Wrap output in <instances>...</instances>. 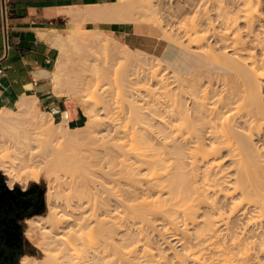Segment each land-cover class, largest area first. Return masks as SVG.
Listing matches in <instances>:
<instances>
[{"label":"bare ground","instance_id":"6f19581e","mask_svg":"<svg viewBox=\"0 0 264 264\" xmlns=\"http://www.w3.org/2000/svg\"><path fill=\"white\" fill-rule=\"evenodd\" d=\"M168 1L173 0L152 2L165 9ZM124 2L118 0L114 5L105 2L88 11L67 10L69 31L57 34L53 41L60 53L50 72L52 90L59 95L69 92L84 102L83 112L87 116L84 126L70 128L64 119L54 121L50 112L38 110L36 97H20L13 109L0 110V170L9 184L17 182L25 186L28 180L37 181L40 177L47 183L46 211L27 219L24 231L40 255H22L19 264H105L103 259L110 256L117 258L113 263L104 260L106 264H257L264 256V99L261 96L264 36L254 30L255 23L263 19L261 12L253 7L257 3L235 0L237 9L232 10L224 0H184L183 5L173 7L169 14L175 19L176 27L168 39L180 55L192 61L180 60L173 68L171 87L170 81L159 75V65L155 66L156 70L149 68L151 77L145 72L148 79L154 78L162 88L158 86L154 91L143 86L150 91L142 92L163 91L161 95L157 93L163 99L159 101L152 93L158 102L155 106L149 102L152 96L145 97L154 107L143 102L152 110L151 116L145 117L136 109L142 104L134 108L136 111L133 109L140 92H135L139 97L127 100L130 102L126 104L132 103L128 107L131 109L126 113L121 111L127 118H133L129 123L136 126H126L127 118L124 125L121 119L125 114L124 117L115 114L122 117H116L119 126L113 125L109 133L116 135L119 127L128 128L126 134H122L123 128L122 135L116 136L128 139L124 141L128 144H122L115 141V135L110 141L106 139L108 132L106 137L102 134L98 139L87 128L93 116L87 102L90 97L96 98L88 95L87 90L92 86L93 92L106 93L99 84L105 80L103 75L98 81L100 73L95 72V62L99 63L100 59L89 44L94 50L98 46L105 53L122 58L126 54H119L116 46L79 42L76 63L72 66L63 51L68 43L78 42L80 33L73 23L75 20L104 21L115 16L121 19L117 5L123 8ZM150 2L147 0L146 5ZM238 20L246 23L244 31L240 30ZM94 30L103 33L96 27ZM209 37L220 52L214 53L213 44L207 42ZM140 64L146 71L144 63ZM134 65L122 73L124 79L133 75L136 78L138 70L128 74ZM116 69L113 72L117 76ZM144 71L139 74L145 80L136 78L140 85L146 81ZM122 76L117 82L119 86L124 80ZM136 86H131L136 88H132L133 92L138 91ZM118 90L130 91L122 87ZM143 97L141 101H146ZM110 100H101L103 103L96 104V108L113 105ZM110 109L102 110L112 113ZM54 124L61 127L60 136L65 142L50 140L59 135ZM86 128L89 134L84 136L92 138L101 155H93L89 145L73 143L76 134ZM38 134L45 140L33 145ZM116 182L124 184L117 191L112 190ZM154 233L169 234L183 252L173 248L168 256L152 241Z\"/></svg>","mask_w":264,"mask_h":264},{"label":"rangeland","instance_id":"374dc122","mask_svg":"<svg viewBox=\"0 0 264 264\" xmlns=\"http://www.w3.org/2000/svg\"><path fill=\"white\" fill-rule=\"evenodd\" d=\"M125 1V0H124ZM134 2V0H126V2H124L125 3V6H123V8H122V5H117V11H118V14H119V16L118 17H120L121 19H119V18H116V16L114 17V19H112L113 17H111V20H113V21H120V22H129L130 23V25H131V27H130V31H129V33L127 34V35H125V36H120V35H114V34H108V33H100L99 34V32H97V31H95L94 30V28L92 29V32H90L91 31V25L90 24H85V22H91V23H93L94 25H95V27H96V24H97V22H99V21H101V20H99V19H97V20H89V19H86V20H75L73 23L76 25V26H78L79 28H78V33H80V34H78V42H76V43H68L67 45H68V47H66L65 49H64V53L66 54V56L68 57V61H69V65H72L73 66V64H75L76 62V60L75 59H77V57H76V54H78V53H76V51L78 52V45L77 44H79V42H85V43H89V42H91V43H99V44H107L108 46H110V47H114V46H116V48H117V50H118V52H119V54H126L125 55V57L124 58H122L120 55H117V54H113V55H111V54H109L108 52H104V50H102V48L101 47H95V50L93 49L94 47H90V44H89V48H90V50L95 54V57H98L97 59L99 60L98 62L99 63H97V61L95 62L96 63V68H95V72L96 71H98V73H100L99 74V77H98V81L100 80V78H101V76H102V80H104V81H99V84L100 85H103V87L106 89L105 90V92L106 93H102L101 94V90H98V91H96V92H93V87L91 86L87 91H88V95H90V96H92V94L93 95H96V96H94V97H96L95 99H92V97H90L91 98V100H89L88 102H87V108H88V111H90V113L93 115L92 116V119L90 118V120L88 121V126H87V128H89L91 131H90V133H93V134H95L97 137H98V139L99 138H101L100 136H103L104 134H105V137H106V132H108V134L110 133V131L112 132L113 131V125H116V126H119V125H117V121H118V116L120 117V115H118V116H114L115 114H123V117H124V114L129 110V109H131V108H128V107H130V105H132V103H130V104H126V102H130L131 100H134V98L132 99V97H139L138 95H140L141 94V96L139 97V98H136V99H138V100H135L134 101V103L136 102L137 103V105H135V107H133V109L134 108H136V106H138L139 104L141 105H143L142 107H140V108H136L137 109V112H141V113H139V114H141L140 116H144L145 117V115L146 114H149V116H151V114H152V110L151 109H148V106H145V105H147L146 103H148L149 105L151 104V103H149L150 101L155 105L156 103L158 104V102H156V100L157 99H159V101H161V99L160 98H162V96H160V97H158V95H157V93H159V95H161V92H163V91H161V92H158V91H156L157 93L155 94V93H153V92H151V93H148V92H142V90H144V91H150V90H145V89H143L142 87L144 86V87H146V89H148L149 87V89H153L154 88V91L157 89L156 87H158V86H160V85H158L157 84V82L155 81V80H153L154 78H152V79H148V78H150L151 76H150V74L147 72L148 70H149V68L150 67H152L153 68V70H156V68H155V66H157V65H159L158 66V68H159V70H157L158 71V73H160L159 75H164L163 77L164 78H166V80L169 82V84L171 83V81H172V78H173V73H172V70H173V68L177 65V64H180V60H185V61H187V62H189L191 59H190V57H188V56H185L184 54H179L177 51H176V48H174L173 47V41L172 40H169L168 38H170V37H172V35L174 34V32H175V19L169 14L170 12H172V11H174V8L173 7H176V5H178V4H180L181 3V5H183V1L184 0H173V1H168L167 2V4H166V7H165V9H163V8H160V7H158L157 5H156V3L154 4L153 2H155V0H151V2H150V4L149 5H146L147 4V0H135V3L136 4H134L133 5V2ZM153 1V2H152ZM227 4H228V6H229V8L230 9H232V10H234V9H237V7H235L236 5H238V3H236V5H234L235 4V0H224ZM257 1V2H256ZM253 0V2L254 3H257V4H259V8L257 7V4L255 5L254 3V5L255 6H253V7H256V9L257 10H259L260 12H261V14L259 13V11H258V13L261 15V17L263 18L262 19V22L260 21V22H256L255 23V25H254V30H255V32L256 33H258L260 36H264V0ZM107 2H111L109 5H114V4H116V3H118V0H108ZM129 4H128V3ZM174 2V3H173ZM138 5V6H137ZM234 5V6H233ZM136 8H135V7ZM157 6V7H156ZM99 7V6H98ZM168 7V8H167ZM171 7V8H170ZM252 7V8H253ZM122 8V11H124L123 12V14H122V16H121V14H120V9ZM160 8V9H159ZM93 9H96V6L95 7H87V8H80V9H78V10H81V11H88V10H93ZM139 9V10H138ZM187 9V7H185L184 8V10H186ZM253 9H255V8H253ZM255 9V11L257 12V10ZM133 10L134 11H136V12H138V13H141V16H139L137 13L135 14V12H133ZM142 10H144L143 11V13H142ZM154 11V12H153ZM157 13H156V12ZM168 13H167V12ZM166 12V13H165ZM137 15V16H136ZM125 17V18H124ZM142 17V18H141ZM117 19V20H116ZM105 20V19H104ZM110 20V19H109ZM239 21V20H238ZM70 21H68V23H69ZM217 25V24H216ZM238 25H239V27L240 28H242V29H240L241 31H244L246 28H245V26H246V23H244L242 20H240L239 21V23H238ZM172 26V27H171ZM245 28V29H244ZM244 29V30H243ZM68 31H69V27H68V24H67V28L66 29H64L63 31H62V33L63 34H66V33H68ZM210 37L209 38H207V42H211L212 43V41H214L212 38L210 39ZM84 43V44H85ZM81 44V43H80ZM213 44V43H212ZM215 44V43H214ZM214 44H213V46H214ZM66 45V46H67ZM71 45V46H70ZM122 45V46H121ZM91 46H93V45H91ZM72 47V48H71ZM215 47H217V45H215L214 46V48ZM68 48V49H67ZM126 48H128V51H127V49ZM122 49V50H121ZM58 53H60V49H59V47H58ZM127 51V52H126ZM143 52V53H142ZM216 52L218 53V52H220V49H218V48H215V51H214V53L216 54ZM73 53V54H72ZM137 53V54H136ZM147 53V54H146ZM149 53V54H148ZM107 54H109V55H107ZM136 54V55H135ZM141 54V55H140ZM146 54V55H145ZM130 55H132V57H130ZM100 56V57H99ZM109 56H111V57H109ZM119 56V58H121V59H119V58H117ZM126 56H128V57H126ZM133 56H135V58H136V60L134 61V58H133ZM137 56V57H136ZM138 56H139V58H138ZM155 56V57H154ZM74 57H76V58H74ZM106 57H108V58H106ZM113 57V58H112ZM130 57V58H129ZM150 57H153V59L152 58H150ZM109 58H110V60H109ZM126 58V59H125ZM133 58V59H132ZM142 58V61H140V59ZM157 60H159V63H157L156 62V59ZM102 59V60H101ZM107 59V60H106ZM137 59H139V60H137ZM144 59V60H143ZM152 59V60H151ZM96 60V59H95ZM106 60V61H105ZM109 60V61H108ZM123 60V61H122ZM138 61H140V62H143L144 64H142L144 67H146V71H144L142 68H140L141 67V64H140V62H138ZM192 61V60H191ZM132 62H134V63H132ZM148 62V63H147ZM105 63H106V65H105ZM135 63H139V65H134ZM150 63H152V64H150ZM156 63V64H155ZM131 64V65H130ZM132 64L134 65L133 66V68H134V70H133V68L131 67V69L132 70H129V72L128 71H126V72H128V74H133L134 72H136L135 70H138L137 72H136V74H137V76H136V78L138 79L139 77H142V75H140V74H142V73H140V71L142 70V71H144V77H146V81H141V80H139V81H141V85H140V82H138V81H136L137 79L136 78H134V76L135 75H133V76H131V77H125V79H124V77L122 76L123 74H124V72H125V70H128V69H130V66H132ZM154 64V67L153 66H149V65H153ZM161 64V65H160ZM105 65V66H104ZM108 65H110V66H108ZM164 65V66H163ZM111 66H114V67H111ZM116 67H117V69H116ZM137 67V68H136ZM124 68V69H123ZM152 68H150V70L152 69ZM155 68V69H154ZM119 70V73L118 72H116L118 75L116 76L115 75V72H113L114 70ZM121 69H123V70H121ZM145 69V68H144ZM162 69H164L163 71H162ZM170 70H171V73H170ZM94 72V73H95ZM112 72H113V74H112ZM121 72V73H120ZM133 72V73H132ZM145 72L148 74V76H150V77H148L147 75H145ZM149 72H151V71H149ZM164 72V73H163ZM123 73V74H122ZM140 73V74H139ZM105 74V75H104ZM121 74V75H120ZM115 75V76H114ZM170 75V76H169ZM104 76H106V78H103ZM121 76H122V80H123V82H125L126 81V79H128V80H130V78H131V80L130 81H126L125 83H127L128 82V84H126V85H129V86H125L124 84L125 83H123L122 82V86L120 85L119 86V84L117 83L118 82V80H119V78H121ZM139 76V77H138ZM172 76V77H171ZM168 78V79H167ZM132 79H135V80H133V81H135L136 83H134L133 81H132ZM142 79L143 80H145L143 77H142ZM106 80H108L109 81V84H111V85H109L108 83H106V82H108V81H106ZM110 80H112V82H113V84H112V82L110 81ZM165 80V81H166ZM132 81V82H131ZM105 82V83H104ZM111 82V83H110ZM133 83L134 85H137L136 87H137V89H138V91L137 90H135L134 92H133V90H132V88H134V87H131V86H134L133 84H131V86H130V83ZM143 82V83H142ZM151 82V83H150ZM153 84V85H152ZM51 85V84H50ZM141 87L140 89H139V87ZM149 86V87H148ZM170 87L172 86L171 84L169 85ZM119 87V88H118ZM120 87H122V90L123 89H126V88H129L130 89V91H131V93L129 94V90H128V92H127V90H123V91H121V90H118V89H120ZM125 87V88H124ZM131 87V88H130ZM161 87V86H160ZM169 87V88H170ZM156 88V89H155ZM162 88V87H161ZM160 88V89H161ZM134 89H136V88H134ZM159 89V90H160ZM161 90H165V89H161ZM125 95V96H123V94L122 95H120L121 94V92ZM152 91V90H151ZM107 92H110V93H107ZM126 92V93H125ZM135 92H137V94L138 95H136L135 94ZM142 93H146V95H144V94H142ZM148 93V94H147ZM152 93H153V95L155 96H157V99L155 100V98H154V96H152ZM99 94V95H98ZM136 95V96H133V95ZM61 95H63V96H67V95H72V94H70L69 92L68 93H63V94H61ZM144 97H143V96ZM152 96V100H149V102H147V100H146V98L147 99H150V97L149 96ZM78 100H79V103L82 105V108H84V102L77 96V95H74ZM97 96H99V98L97 97ZM129 96V97H128ZM155 96V97H156ZM261 96H262V98L264 99V83H263V85H262V87H261ZM141 97H143L142 99H144L145 97V100L146 101H141ZM149 97V98H148ZM154 98V99H153ZM112 100V102L110 103V104H113V105H109V106H112V107H110L109 109L111 110V112L112 113H108V111H105V112H103L104 110H102V109H106V110H109L108 109V107L109 106H105V104L103 105V108H102V105H98V107L100 108V110H98V107L96 108V104H102L103 102L101 101V100H107L106 102H108L109 100ZM115 99V100H114ZM163 99V98H162ZM110 100V101H111ZM127 100H130V101H127ZM155 100V101H154ZM101 101V102H100ZM138 101V102H137ZM94 102H97V103H95V107H94ZM105 102V101H104ZM113 102H115V103H113ZM140 102H142V103H140ZM143 102H146V103H143ZM114 104H116V105H114ZM126 105V106H125ZM139 105V106H140ZM38 110L40 111V110H42V111H40V112H44V111H47L44 107H42L39 103H38ZM115 108H114V107ZM151 106V105H150ZM155 106H157V105H155ZM152 107V106H151ZM124 108V109H123ZM152 108H154V107H152ZM97 109V110H96ZM124 110V112H122V111ZM127 110V111H126ZM135 110V109H134ZM145 110V111H144ZM118 111V112H117ZM136 111V110H135ZM147 112H149V113H147ZM45 113V112H44ZM143 113H145L144 115H142ZM107 114V115H106ZM108 114L109 115H111V116H109V117H111L112 118V116H113V118H115V119H111V118H107L106 119V117L108 116ZM125 116L126 117H124L123 119H121L123 122H124V119H126L127 118V114H125ZM117 117V118H116ZM122 117V116H121ZM120 117V118H121ZM86 119H87V116H86ZM86 119H85V122H84V124L82 125V126H84L85 125V123H86ZM112 121H111V120ZM127 119H129V120H127V122L126 123H128V125L124 122V125L126 124V126H130V128H132L131 126H132V124H135L134 126H136V123H132V124H130L129 122H131L132 121V119L133 118H127ZM141 119H142V117H141ZM54 121H57L56 119H53ZM102 120H103V122H102ZM105 120L106 121H109V123H107V122H105ZM120 120V121H121ZM134 120H135V122H136V118H134ZM138 122H140L141 120L138 118ZM143 121H147V119L145 120V118H143ZM143 121L141 122L142 124H143ZM101 122V123H100ZM153 122V121H152ZM156 122V121H155ZM100 123V124H99ZM154 123V122H153ZM106 124H109V126L107 127L106 126ZM119 124H120V122H119ZM121 124H123V123H121ZM98 125H101L102 127H100V126H98ZM104 125V126H103ZM124 125H122V127L124 126ZM156 124H154V126H155ZM115 126V127H116ZM121 126V125H120ZM53 127H54V130H55V132L58 134L59 133V135H58V137H54V138H50V140L52 139V140H56V139H58V140H61V141H63V142H65V140H64V138H62L60 135L62 134V129H61V127L59 126V125H53ZM81 127V126H80ZM114 127V128H115ZM86 128V129H87ZM124 129H125V127H123ZM123 128L122 129H120V127L118 128L120 131V133L118 132L117 134H120V135H122V134H126V129H127V131H129V129L128 128H126L125 129V132H122V130H123ZM111 129V130H110ZM11 130V129H10ZM80 130V129H79ZM82 130V129H81ZM108 130V131H107ZM86 131H89L88 129L87 130H85L84 132H82V133H78V134H76V139L75 140H73V143L76 145V146H79V145H89L90 147H91V150L90 151H92V153H93V155H101V154H99L100 153V150L98 149V147L96 146V144L95 143H93V140H92V138H88L87 136H84V135H87V133L88 132H86ZM71 132V131H70ZM96 132V133H95ZM121 132H122V134H121ZM89 134V133H88ZM103 134V135H102ZM115 135L114 133H113V135H111L110 136V134H109V136L107 135V137H106V139L108 138V140L110 141L111 139H112V136H114L115 138L114 139H116L115 141H117V140H119L122 144L124 143V144H128V143H126V142H124V141H126L125 139H127L125 136V138H123V140H121L120 138H116V136H119V135ZM36 139H34L33 140V145H35V144H42V140H45V137L43 136V135H41V134H38V135H36ZM120 137V136H119ZM109 138H111V139H109ZM113 139V140H114ZM107 140V141H108ZM128 140V139H127ZM98 141V140H97ZM101 141V140H100ZM118 141V142H119ZM68 142V141H67ZM98 143V142H97ZM108 143V142H107ZM113 143H116V142H113ZM84 147V146H83ZM97 148V149H96ZM100 148V147H99ZM97 150H98V152H97ZM98 157H100V156H98ZM151 173V172H150ZM0 174H1V176L3 177V179L8 183V185L9 186H11V185H14V186H22L21 184H19V183H17V182H13L12 184H9V182H8V178H7V176L5 175V174H3V172L0 170ZM147 176H150V174L149 175H147ZM37 182H39V184L41 185V186H43V190H44V193H45V191H46V187H47V183H46V180L43 178V177H40L37 181H33V180H28V182H27V184L25 185V186H27V185H29V184H32V183H37ZM115 184V183H114ZM119 182H116V184L115 185H118V186H116L115 187V185H114V187H113V189L112 190H115V191H117L118 189H119V187H121L122 185H124L123 183L122 184H120ZM25 186H22V187H25ZM123 187V186H122ZM125 187V186H124ZM44 197H45V194H44ZM45 211H46V208H45ZM44 214V213H43ZM42 214V215H43ZM135 225H136V223H135ZM139 225V224H138ZM138 225H136V226H138ZM25 228H26V225H24V231H25ZM189 230V229H188ZM192 230V229H191ZM162 230H160V233H163V232H161ZM189 232H190V230H189ZM151 237L153 238L152 239V241L155 243V244H157V245H159V247L162 249V251L163 252H165L168 256L170 255H172V249L174 248V249H176V251H178L179 253H181V252H183V249H182V246H179L180 244H178V242H176V240L174 241V239H171L170 237V235L169 234H167V233H165V234H158V233H154V234H151ZM28 239V238H27ZM29 240V239H28ZM29 242L31 243V247H32V249L34 250V256H39L40 255V252H39V250L37 249V247H35L34 245H33V243L29 240ZM178 244V245H177ZM181 251V252H180ZM106 259H110V260H106V259H103V262L106 264V261L109 263L110 261H111V263H113L112 261L114 260H116L115 258H117V257H114V256H110V257H105ZM167 258V257H166ZM171 259H174L173 257L171 258L170 257V259H168L167 258V260H171ZM261 259V260H260ZM260 259H259V262L257 263V264H264V256L263 257H260ZM104 260H106V261H104ZM115 264V263H114ZM256 264V263H255Z\"/></svg>","mask_w":264,"mask_h":264},{"label":"crops","instance_id":"0c3cea01","mask_svg":"<svg viewBox=\"0 0 264 264\" xmlns=\"http://www.w3.org/2000/svg\"><path fill=\"white\" fill-rule=\"evenodd\" d=\"M105 2L0 0V110L13 109L20 97H36L53 119H64L70 128L84 124L86 115L79 100L74 95L55 93L50 85V72L59 54L53 41L67 28V10ZM87 23L95 28L93 23ZM130 27L129 22L113 20L96 24L99 31L121 37L129 33Z\"/></svg>","mask_w":264,"mask_h":264},{"label":"flooded vegetation","instance_id":"af4514ba","mask_svg":"<svg viewBox=\"0 0 264 264\" xmlns=\"http://www.w3.org/2000/svg\"><path fill=\"white\" fill-rule=\"evenodd\" d=\"M37 184L9 186L0 174V264H16L22 255H34L24 225L45 213V193Z\"/></svg>","mask_w":264,"mask_h":264},{"label":"trees","instance_id":"16d2710c","mask_svg":"<svg viewBox=\"0 0 264 264\" xmlns=\"http://www.w3.org/2000/svg\"><path fill=\"white\" fill-rule=\"evenodd\" d=\"M108 1V0H107ZM33 185H35V186H38V184L37 183H32Z\"/></svg>","mask_w":264,"mask_h":264}]
</instances>
